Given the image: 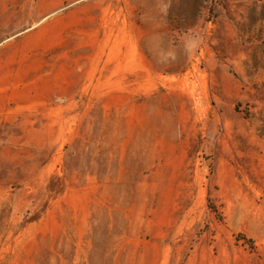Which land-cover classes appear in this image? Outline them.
Returning <instances> with one entry per match:
<instances>
[{
  "label": "rangeland",
  "instance_id": "374dc122",
  "mask_svg": "<svg viewBox=\"0 0 264 264\" xmlns=\"http://www.w3.org/2000/svg\"><path fill=\"white\" fill-rule=\"evenodd\" d=\"M0 264H264V0H0Z\"/></svg>",
  "mask_w": 264,
  "mask_h": 264
}]
</instances>
